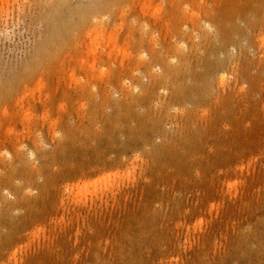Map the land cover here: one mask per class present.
<instances>
[{
    "label": "rangeland",
    "instance_id": "rangeland-1",
    "mask_svg": "<svg viewBox=\"0 0 264 264\" xmlns=\"http://www.w3.org/2000/svg\"><path fill=\"white\" fill-rule=\"evenodd\" d=\"M15 263L264 264V0H0Z\"/></svg>",
    "mask_w": 264,
    "mask_h": 264
},
{
    "label": "bare ground",
    "instance_id": "bare-ground-1",
    "mask_svg": "<svg viewBox=\"0 0 264 264\" xmlns=\"http://www.w3.org/2000/svg\"><path fill=\"white\" fill-rule=\"evenodd\" d=\"M147 7H148V6H147ZM123 9H124V8H123ZM146 9H147V8L145 7L144 10H146ZM121 14H122V13H121ZM122 15H123V14H122ZM208 25H210V24H208ZM201 27H202V26H201ZM99 28H100V26H99ZM113 28H114V27H113ZM132 28H133V27H132ZM195 28H196V27H195ZM203 28H204V27H203ZM207 28H210V27L208 26ZM200 29H201V28H200ZM95 30L97 31L96 28H95ZM204 30H205V29H204ZM207 30H208V29H207ZM91 31H92V30H91ZM93 31H94V30H93ZM93 31H92V32H93ZM99 31L101 32V30H99ZM130 31H131V30H130ZM135 31H136V30H135ZM97 32H98V31H97ZM144 32H145V31H144ZM146 32H147V31H146ZM93 33H95V32H93ZM98 33H99V32H98ZM102 33H104V32H102ZM102 33H101V34H102ZM89 34H91V33H89ZM101 34H99V35L101 36ZM106 34H107V33H106ZM110 34L115 35V34H113V33H111V32H110ZM119 34H120V33H119ZM145 34H146V33H144V35H145ZM182 34H183V33H182ZM188 34H189V33H188ZM191 34H192V33H191ZM195 34H196V33H195ZM95 35H96V33H95ZM130 35H131V34H130ZM185 35H186V33H185ZM185 35L183 34L184 37H185ZM211 35H212V34H211ZM103 36H105V35H103ZM110 36H111V35H110ZM110 36H108V37H110ZM117 36H118V35H117ZM117 36H116V37H117ZM132 36H134V35H132ZM183 36H182V37H183ZM193 36H194V35H193ZM89 37H90V35H89ZM93 37H94V35H93ZM127 37H128V35H127ZM186 37H188V35H187ZM211 37H212V36H211ZM211 37H210V38H211ZM112 38H113V41H114L115 36H114V37L112 36ZM112 38H110V40H112ZM142 38H143V37H142ZM146 38H147V37H146ZM97 39H98V38H97ZM99 39H100V38H99ZM104 39H105V38H104ZM108 39H109V38H108ZM143 39H144V38H143ZM151 39H152V38H151ZM189 39H190V38H189ZM106 40H107V39H106ZM154 40H155V38H154ZM183 40H184V39H183ZM91 41H92V39H91ZM91 41H90V42H91ZM93 41H94V40H93ZM93 41H92V42H93ZM113 41H112V42H113ZM118 41H119V39H118ZM152 41H153V39H152ZM189 41H190V40H189ZM189 41H188V42H189ZM205 41H206V39H205ZM100 42H102V41H100ZM105 42H106V41H105ZM107 42H110V41H107ZM114 42H115V41H114ZM114 42H113V43H114ZM129 42H130V40H129ZM142 42H144V41H142ZM149 42H150V41H149ZM153 42H154V41H153ZM130 43H131V42H130ZM181 43H182V42H181ZM48 44H49V43H48ZM94 44H95V42H94ZM97 44H98V43H97ZM103 44H104V43H103ZM115 44H117V43H115ZM154 44H155V43H154ZM52 45H53V44H52ZM98 45H99V44H98ZM98 45H97V46H98ZM107 45H108V44H107ZM109 45H110V44H109ZM111 45H112V43H111ZM111 45H110V46H111ZM126 45H127V47L129 46L128 48L130 49V45H132V44L128 45V44L126 43ZM90 46H91V45H90ZM94 46H95V45L91 46V48L93 47V49H94ZM100 46H101V45H100ZM110 46H109V47H110ZM113 46H116V45H113ZM120 46H121V45H119L118 47L121 48ZM177 46L179 47V45H177ZM50 47H51V46H50ZM103 47H104V46H103ZM122 47H123V46H122ZM170 47H171V46H170ZM180 47H181V45H180ZM180 47H179V48H180ZM184 47H185V46H184ZM187 47H188V44H187ZM193 47H194V46H193ZM95 48H98V47H95ZM114 48H115V47H114ZM119 48H118V49H119ZM128 48H126V49H128ZM171 48H172V47H171ZM182 48H183V46H182ZM86 49H88V48H86ZM103 49H104V48H103ZM109 49H110V48H109ZM118 49H117V50H118ZM129 49H128V50H129ZM131 49H132V48H131ZM155 49H156V46H155ZM180 49H181V48H180ZM180 49H179V51H180ZM192 49H193V48H192ZM192 49H191V50H192ZM90 50H91V49H90ZM105 50H106V49H105ZM113 50H114V49H113ZM113 50H109V51H113ZM120 50H122V53H123V50H125V48H124V49L122 48V49H120ZM152 50H154V49L152 48ZM156 50H157V49H156ZM169 50H170V48H169ZM172 50H173V49H172ZM197 50H198V49H197ZM49 51H50V50H49ZM95 51H96V50H95ZM95 51H93V54H94ZM115 51H116V50H115ZM170 51H171V50H170ZM185 51H186V50H185ZM74 52H75V51H74ZM87 52H89V51L87 50ZM100 52H101V51H100ZM118 52H119V51H118ZM124 52H125V51H124ZM177 52H178V51H177ZM47 53H48V52H47ZM91 53H92V52H91ZM98 53H99V52H98ZM102 53H103V52H102ZM102 53H101V54H102ZM109 53H110V52H109ZM109 53H108V57H109ZM114 53H116V52H114ZM153 53H154V51H153ZM155 53H156V52H155ZM158 53H159V52H158ZM172 53H175V54H176V52H173V51H172ZM183 53H184V52H183ZM116 54H117V53H116ZM127 54H128V53H127ZM190 54H191V52H190ZM113 55H114V54H113ZM141 55H142V54H141ZM152 55H153V54H152ZM159 55H160V54H159ZM178 55H179V54H178ZM183 55H184V54H183ZM185 55H186V54H185ZM46 56H47V54H46ZM87 56H88V54H87ZM106 56H107V55H106ZM132 56H133V54H132ZM143 56H144V54H143ZM165 56H166V55H165ZM175 56H176V55H175ZM71 57H72V56H71ZM85 57H86V56H85ZM93 57H94V56H93ZM97 57H98V55H97ZM116 57H117V55H116ZM135 57H136V55H135ZM183 57H184V56H183ZM99 58H100V57H99ZM151 58H152V57H151ZM153 58H154L153 60H155V57H153ZM161 58H162V56H161ZM170 58H171V57H170ZM175 58H176V57H175ZM175 58H174V59H175ZM178 58H179V57H178ZM178 58H177V59H178ZM187 58H188V57H187ZM84 59H85V58H84ZM86 59H87V57H86ZM123 59H124V57L122 58V61H123ZM125 59H126V58H125ZM125 59H124V60H125ZM127 59H128V58H127ZM131 59H132V57H131ZM133 59H134V57H133ZM140 59H141V58H140ZM145 59H146V57H145ZM145 59H144V60H145ZM165 59H167V58H165ZM165 59H164V60H165ZM172 59H173V58H172ZM172 59H171V60H172ZM75 60H76V59H75ZM81 60H83V57H82ZM93 60H94V58H93ZM109 60H110V59H109ZM111 60H112V59H111ZM138 60H139V58H138ZM147 60H148V58H147ZM147 60H145V63H146ZM161 60H162V59H161ZM179 60H180V59H179ZM183 60H184V58H183ZM77 61H78V60H77ZM90 61H91V60H90ZM95 61H96V60H95ZM101 61H102V58H101ZM122 61H121V62H122ZM128 61H129V64H130V60H128ZM166 61H167V60H166ZM174 61H175V60H173V62H174ZM177 61H178V60H177ZM181 61H182V60H181ZM74 62H75V61H74ZM81 62H82V61H81ZM121 62H120V63H121ZM131 62H132V61H131ZM133 62H134V61H133ZM140 62H141V61H140ZM162 62H163V61H162ZM186 62H187V61H186ZM85 63H86V61H85ZM89 63H90V62H89ZM93 63H94V61H93ZM145 63H144V65H145ZM152 63H153V62H152ZM167 63H168V62H167ZM174 63H176V62H174ZM174 63H173V65H174ZM79 64H80V63H79ZM129 64H128V65H129ZM136 64H137V63H136ZM138 64H139V63H138ZM142 64H143V63H142ZM146 64H147V63H146ZM168 64H169V63H168ZM168 64H167V65H168ZM77 65H78V64H77ZM80 65H81V64H80ZM87 65H88V64H87ZM89 65L92 66V64H89ZM89 65H88V66H89ZM139 65H140V64H139ZM144 65H143L142 67H145ZM151 65H152V64H151ZM170 65H171V63H170ZM177 65H179V64H177ZM180 65H181V64H180ZM182 65H184L183 62H182ZM84 66H85V64H84V65L82 64L81 67H84ZM120 66H121V65H120ZM146 66H147V65H146ZM154 66H156V65H154ZM175 66H176V65H175ZM131 67H132V66H131ZM169 67H170V66H169ZM85 68H86V67H85ZM91 68H92V67H91ZM122 68H123V67H122ZM128 68L130 69V67H128ZM132 68H133V67H132ZM134 68H135V69H139V68H136V67H134ZM134 68H133V69H134ZM170 68H172V66H171ZM177 68H178V67H177ZM180 68H181V67H180ZM180 68H179V69H180ZM173 69H174V68H173ZM88 70H90V69H88ZM94 70H95V68H94ZM131 70H132V69H131ZM138 71H139V70H138ZM222 71L225 72V70H222ZM73 72H74V70H73ZM87 72H88V71H87ZM92 72H93V69L91 70V73H92ZM94 72H95V71H94ZM133 72H134V70L132 71V73H133ZM139 72H140V71H139ZM201 72H202V71H201ZM88 73L90 74V72H88ZM100 73H101V72H100ZM135 73H136V72H135ZM160 73H161V72H160ZM162 73H163V72H162ZM92 74H93V73H92ZM128 74H129V73H128ZM137 74H138V73H137ZM149 74H150V72H149ZM149 74H148V76H150ZM172 74H173V73H172ZM172 74H171V75H172ZM104 75H105V74H104ZM139 75H140V73H139ZM156 75H157V74H156ZM165 75H167V72H165ZM168 75H169V74H168ZM70 77H71V76H70ZM70 77H69V80L71 81V78H72V77H71V78H70ZM96 77H97V76H96ZM100 77H101V81H102V77L104 78V76H103V75H102V76L100 75ZM126 77H127V75H126ZM130 77H132V76H130ZM135 77H136V76H135ZM141 77H142L141 79H143V76H142V75H141ZM160 77H161V76H160ZM163 77H164V76H163ZM224 77H225V76H223V74H221V77H220V82H221V83L225 82V81H224V80H225ZM73 78H74V76H73ZM76 78H77V77H76ZM107 78H108V77H107ZM128 78H129V77H128ZM139 78H140V76H139ZM145 78H146V77H145ZM108 79H109V78H108ZM135 79H136V78H135ZM137 79H138V77H137ZM157 79H158V78H157ZM157 79H156V80H157ZM74 80H76V79L74 78ZM74 80H73V81H74ZM92 80H93V79H92ZM104 80H105V79H104ZM139 80H140V79H139ZM139 80H137V81H139ZM149 80L152 81V78L149 79ZM159 80H160V79H159ZM170 80H171V79H170ZM131 81H132V80L130 79V82H131ZM153 81H154V80H153ZM164 81H166V80H164ZM42 82H43V81H42ZM74 82H75V81H74ZM86 82H87V81H86ZM108 82H109V81H108ZM139 82H140V81H139ZM141 82H142V81H141ZM149 82H150V81H149ZM82 83H83V82H82ZM103 83H106V82H103ZM125 83H126V82H125ZM133 83H134V82H133ZM133 83H131V84L133 85ZM143 83H144V81H143ZM156 83H157V82H156ZM191 83H192V82H191ZM204 83H205V82H204ZM211 83H212V82H211ZM38 84H39V82H38ZM38 84H37V86H38ZM76 84H77V83H76ZM86 84H87V83H86ZM154 84H155V83H154ZM158 84H159V83H158ZM165 84H166V83H165ZM213 84H214V81H213ZM213 84H212V85H213ZM122 85H123V84H122ZM134 85H135V84H134ZM143 85H144V84H143ZM148 85L151 86V84H148ZM212 85H211V86H212ZM40 86H41V84H40ZM69 86H70V85H69ZM78 86H79V85L77 84V87H78ZM128 86H129V85H128ZM135 86H136V85H135ZM211 86H210V87H211ZM123 87H124V86H123ZM133 87H134V86H133ZM133 87H132V89H133ZM138 87H140V86H138ZM152 87H153V86H152ZM154 87H155V86H154ZM154 87H153V88H154ZM212 87H213V86H212ZM212 87H211V89H212ZM42 88H43V84H42ZM121 88H122V86H121ZM134 88H135V87H134ZM127 89H128V88H127ZM26 90H27V89H26ZM26 90H25V91H26ZM37 90H38V87H37ZM43 90H44V89H42V91H43ZM46 90H47V89H46ZM125 90H126V86H125ZM139 90H140V89H139ZM143 90H144V89H143ZM126 91H127V90H126ZM129 91H130V90H129ZM131 91H132V90H131ZM131 91H130V92H131ZM146 91H147V90H146ZM40 92H41V91H40ZM122 92H123V91H122ZM122 92H121V93H122ZM130 92H129V93H130ZM132 92H133V91H132ZM132 92H131V93H132ZM141 92H142V91H141ZM148 92H149V90H148ZM151 92H152V90H151ZM44 93H45V91H44ZM112 93H113V92H112ZM121 93H120V94H121ZM123 93H124V92H123ZM123 93H122V94H123ZM139 93H140V92H139ZM143 93H145V92L143 91ZM27 94H28V93H27ZM40 94H41V93H40ZM42 94H43V93H42ZM46 95H47V94H46ZM124 95H125V94H124ZM129 95H130V94H129ZM145 95H146V94H145ZM40 96H41V95H40ZM111 96H112V94H111ZM127 96H128V92H127L126 97H127ZM133 96H135V94H134ZM140 96H141V95H140ZM25 97H26V95L24 96V98H25ZM41 97H43V96H41ZM138 97H139V96H138ZM45 98H46V96H45ZM45 98H44V100H45ZM50 98H51V97H50ZM136 98H137V96H136ZM127 99H128V98H127ZM28 100H29V99H28ZM39 100H40V97H39ZM46 100H47V98H46ZM130 101H131V98H130ZM137 101H138V100H137ZM47 102H48V101H46V103H47ZM20 103H21V102H20ZM41 103H42V102H41ZM124 105H125V104H124ZM45 106H46V105H45ZM61 106H62V105H61ZM30 108H31V107H30ZM60 109H61V108H60ZM27 110H28V109H27ZM27 110H26V111H27ZM16 112H17V111H16ZM24 112H25V111H24ZM205 112H206V111H205ZM5 114H6V113H5ZM16 114H17V113H16ZM205 114H206V113H205ZM5 117H6V116H5ZM28 117H29V116H28ZM44 117H45V116H44ZM45 118H46V117H45ZM202 118H203V117H202ZM26 119H27V115H26ZM30 119H31V118H30ZM26 121H27V120H26ZM28 121H29V120H28ZM30 122H31V121H30ZM9 134H10V133H9ZM9 134H8V135H9ZM57 137H58V136H57ZM58 139H59V138H58ZM40 141H41V139H40ZM62 141H63V140H62ZM36 143H37V142H36ZM59 143H60V142H59ZM35 146H36V144H35ZM41 146H42V145H41ZM36 149H37V148H35V150H36ZM42 149H43V148H41V150H42ZM20 150H22V149L20 148ZM44 150H45V148H44ZM39 151H40V150H39ZM31 152H32V150H31ZM33 152H34V151H33ZM37 152H38V151H37ZM43 152H44V151H43ZM28 154H29V152H28ZM30 154H31V153H30ZM31 155H32V154H31ZM26 156H27V155H26ZM46 156H47V155H46ZM44 157H45V156H44ZM44 157H43V158H44ZM23 158H24V157H23ZM28 158H29V157H28ZM37 158H38V157H37ZM46 158H47V157H46ZM50 158H51V157H50ZM44 159H45V158H44ZM9 160H10V159H9ZM31 160H32V159H31ZM47 160H48V159H47ZM21 161H22V160H21ZM43 161H45V160H43ZM32 162H34V161H32ZM32 162H31V164H32ZM7 163H10V162L7 161ZM12 163H13V161H12ZM34 163H35V162H34ZM46 163H47V162H46ZM8 165H9V164H8ZM12 165H13V164H12ZM12 165H11V166H12ZM32 165H33V164H32ZM9 166H10V165H9ZM22 166H23V164H22ZM22 166H21V167H22ZM24 166H25V165H24ZM24 166H23V168H24ZM26 166H27V165H26ZM30 166H31V165H30ZM12 167H13V166H12ZM14 167H16L15 164H14ZM26 168H27V167H26ZM34 168H35V167H33V169H34ZM11 169H12V168H11ZM24 169H25V168H24ZM30 169H31V168H30ZM100 169H101V168H100ZM103 169H104V168H103ZM10 171L13 173L12 170H10ZM37 172H38V171H37ZM100 172H101V171H100ZM102 172H103V171H102ZM129 172H130V171H129ZM22 173H23V172H22ZM26 174H27V173H26ZM130 175H131V173H130ZM31 177H32V176H31ZM114 177H115V176H114ZM130 177H131V176H130ZM3 178H4V177H3ZM32 178H34V177H32ZM128 178H129V177H128ZM1 179H2V178H1ZM9 179H10V178H9ZM103 179H104V178H103ZM113 179H114V178H113ZM113 179H112V180H113ZM12 180H13V179H12ZM12 180H11V181H12ZM32 180H33V179H32ZM109 180H110V179H109ZM15 181H16V180H15ZM33 181H34V180H33ZM107 181H108V180H107ZM12 182H13V181H12ZM105 182H106V181H105ZM17 183H18V182H16V185H18ZM84 183H85V182H84ZM89 183H90V182H89ZM107 183H108V182H107ZM9 184L11 185L12 183H9ZM13 184H14V183H13ZM13 184H12V185H13ZM21 185H22V184H21ZM86 185H87V184L85 183V186H86ZM88 185H89V184H88ZM88 185H87V186H88ZM91 185H92V183H91ZM83 186H84V185H83ZM19 187H20V186H18L17 188H19ZM89 187H90V186H89ZM100 187H101V186H100ZM20 189H21V188H20ZM94 189H95V188H94ZM31 190H32V189H30V191H31ZM86 190H87V188H86ZM104 190H105V189H104ZM112 190H113V189H112ZM3 191H4V189H3ZM32 191H33V190H32ZM32 191H31V192H32ZM82 191H83V190H82ZM102 191H103V190H102ZM10 192H11V191H10ZM10 192H9V194H10ZM29 193H30V192H29ZM95 193H96V192H95ZM3 194H4V193H3ZM7 194H8V191H7ZM7 194H6V195H7ZM9 194H8V195H9ZM14 194H15V193H14ZM32 194H33V193H32ZM83 194H84V192H83ZM30 195H31V193H30ZM3 196H4V195H3ZM16 196H17V195H16ZM31 196H32V195H31ZM7 197H8V196H7ZM26 197H27V196H26ZM2 198H3V197H2ZM14 198H15V197H14ZM31 198H32V197H31ZM9 199H10V198H9ZM28 199H29V198H28ZM5 200H6V198H5ZM15 201H16V200H15ZM30 202H31V201H30ZM5 203H6V202H5ZM20 203H21V202H20ZM9 205H10V204H9ZM214 208H215V207H214ZM21 209H22V208H21ZM11 213H12V211H11ZM12 215H13V214H12ZM16 217H17V216H16ZM16 220H18V219L16 218ZM15 222H16V221H15ZM11 223H12V222H11ZM11 223H10V224H11ZM44 230H45V229H44ZM40 231H41V230H40ZM35 233H36V232H35ZM1 235H2V234H1ZM34 235H35V237H37L36 234H34ZM4 237H5V236H4ZM29 238H30V237H29ZM44 238H45V236H44ZM29 240H30V239H29ZM43 241H44V240H43ZM28 242H29V241H28ZM1 243H2V245H3V242H1ZM9 243H10V242H9ZM8 245H9V244H8ZM8 247H9V246H8ZM34 248H35V247H34ZM14 252H15V251H14ZM14 252H13V253H14ZM13 253H12V254H13ZM14 254H15V253H14ZM20 254H21V253H20ZM12 256H13V255H12ZM14 256H15V255H14ZM14 256H13V257H14ZM26 256H27V255H26ZM115 256H116V255H115ZM17 257H18V256H17ZM15 264H16V263H15Z\"/></svg>",
    "mask_w": 264,
    "mask_h": 264
}]
</instances>
